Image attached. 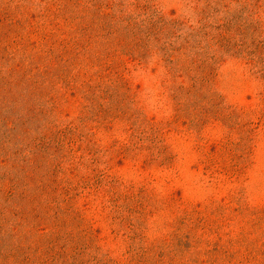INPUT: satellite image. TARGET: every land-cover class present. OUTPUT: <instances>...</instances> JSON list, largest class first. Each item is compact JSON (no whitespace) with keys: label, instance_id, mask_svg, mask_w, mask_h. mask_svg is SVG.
<instances>
[{"label":"rangeland","instance_id":"374dc122","mask_svg":"<svg viewBox=\"0 0 264 264\" xmlns=\"http://www.w3.org/2000/svg\"><path fill=\"white\" fill-rule=\"evenodd\" d=\"M65 2L0 0V13L23 23L0 59L14 97H0V145L7 142L0 150V264L41 263L38 254L30 263L11 257L29 227L13 216L20 191L10 199L4 193L36 163L58 185L52 200H41L50 220L34 240L57 232L61 210L63 234L84 241L81 260L74 263L67 248L65 264H142V254L149 264H264V3L72 0L69 14L77 18L65 22L56 18ZM82 23L95 25L90 45L84 49L81 38L75 50L78 81L72 89L54 77L45 82L30 103L42 114L22 126L29 94L21 73L30 70L36 81L31 63L48 55L43 38L62 29L60 38L69 40ZM111 44L126 47L118 58L127 86L118 91L115 74L99 79L91 63ZM203 61L211 75L199 99L200 91L188 93ZM100 85L109 91L95 90ZM201 108L212 109L205 126ZM48 133L38 162L32 142Z\"/></svg>","mask_w":264,"mask_h":264},{"label":"trees","instance_id":"16d2710c","mask_svg":"<svg viewBox=\"0 0 264 264\" xmlns=\"http://www.w3.org/2000/svg\"><path fill=\"white\" fill-rule=\"evenodd\" d=\"M65 1L66 2L64 4L62 13L56 18L57 20L62 19L65 22H73L74 19H76L77 17L69 14L68 9L72 0ZM261 2L264 3V0H257V3ZM82 19H84V17H82ZM22 25L23 23L20 20H16L12 14L0 13V54H4V56H1L0 58L1 61L4 59L5 56L7 57V51L10 49V45L4 46L5 42L10 41L12 36H14L16 40L17 38H21L19 34ZM82 25L85 26L82 29L80 28L77 33H75V36H73L69 40L60 38V35L64 34L62 29H60V31L62 32L60 34L53 33L43 38V46L49 44L48 51H46L48 52V55L47 57L36 56V58H34L35 60L33 59V62L31 63L33 68L38 71V74L36 75V81L27 77L29 75L30 70L25 72L23 71V73L20 72V80L24 85V87L22 86V88L27 90L26 92H28L29 94L28 102L26 104V113L28 114V117L26 121L20 120L22 126H24L28 121L37 119L42 114V112L36 111V107L32 106V104L30 103L32 101V98L35 97L34 95H38L40 93V89L45 82L52 80V78L54 77L59 81V83L63 84L65 88L72 89L73 85L78 81V77L76 75L72 76L71 74V68L75 64L78 55L77 53H75V50L82 46L81 38H87L86 43L82 42V44H84V49L90 45V40L94 33L95 23H82ZM230 25L231 24L227 26L224 25L223 28L228 31L232 28ZM235 25L238 26L237 31H240L241 26L237 23ZM151 27V31H153V29L155 28L154 24ZM77 35L80 38L79 40L76 39ZM25 41H22L19 44L22 46L24 45ZM220 41L222 47L229 49L231 44L226 37L221 36ZM113 45L114 44H111V46L108 48V51L106 52L107 55L105 57L100 54H97L95 55V58L91 63L93 66L98 67L96 75L99 79H102L104 73L106 74L107 72L109 74H115V76L117 77V80L115 81V90L118 91L120 88L127 86L122 77V70L120 71V69H123L124 62H122L118 58L119 54L124 55L126 53V47L124 45L120 46L118 44H116V46ZM136 46L139 47V44H137ZM24 47L27 46L24 45ZM130 52V55H132L133 49ZM207 68L208 67L203 61V63L199 65V70H201L202 73V76L200 77L201 79L195 80V85L192 87V90H190L189 93H186L190 94L192 91L194 93H198L199 91L201 92L205 84L209 83L211 73L206 72ZM16 72L17 70L13 69V74H15ZM198 83L200 84V87H197ZM11 85L12 83L6 81V79H4L0 74V97L2 98L1 100H8L14 98L13 96H11L13 92ZM101 87L102 85L97 86L95 90H98L99 92L109 91L103 90L101 89ZM30 89H32V91ZM29 90L31 91V93H29ZM199 99H205V96H203L202 92L199 93ZM56 100L57 99L55 97L51 98V102H53L54 105L56 104ZM201 111L203 119H199L198 124H201V126H205L207 123H209V119L207 116L212 115V109L201 108ZM179 116L180 115L176 117L177 120H179ZM219 117L220 116L217 115L216 119H218ZM3 119L6 120V125L9 124L10 119ZM60 133L61 132H58L57 135ZM52 137L53 135L48 133L41 138L33 140L32 143L37 149V156L35 158L36 161H40L39 159L42 158L40 155L41 153H44L46 151H43L44 148H47L45 146L49 145V142L51 144L52 140H49L52 139ZM5 143H7L5 142V140H1L0 150H4ZM230 144H232V142ZM209 162L211 163V160ZM41 168L42 165H38L37 163L33 164V166L29 168L28 175H25L24 177L15 180V184L11 188H4V193L6 194L8 199L13 198V196L18 192V190L20 191L18 193L21 197L22 205L18 210L13 212V216L15 218H18L21 222L26 224L27 227H29V231L25 236L26 242L24 243V245L21 244L20 246L16 247L11 253L12 256H10L14 258H16L17 256V260L20 262L30 263L35 260V256L38 254L41 260L40 264H55L57 262H62L63 264H65L70 254L69 251H67V248H69L71 249V252H75L73 255L70 256L74 260V263L79 262L83 255L82 247L84 246V241L79 237H71L63 234V229L65 228L67 222H64L63 218H61L60 215L66 216L67 214H65L61 210L57 212L58 217H56L57 232L52 234L49 239L38 238L37 240H34V233L36 231H42V226L50 220V215L48 213L49 210L46 206H44L41 200L43 196L48 198L47 202L49 200H52L54 194L57 191L58 185L57 181L53 180V174H47L43 176L41 173H39V171H41ZM165 256V253L161 252V259L165 258ZM138 258V262L142 264L150 263V260L144 254L140 255Z\"/></svg>","mask_w":264,"mask_h":264}]
</instances>
